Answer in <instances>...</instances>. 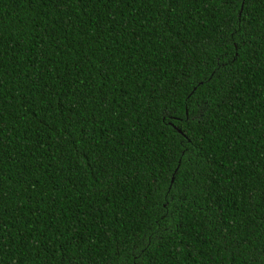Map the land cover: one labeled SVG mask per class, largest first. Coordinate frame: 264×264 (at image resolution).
<instances>
[{
	"label": "trees",
	"instance_id": "16d2710c",
	"mask_svg": "<svg viewBox=\"0 0 264 264\" xmlns=\"http://www.w3.org/2000/svg\"><path fill=\"white\" fill-rule=\"evenodd\" d=\"M0 264H264V0H0Z\"/></svg>",
	"mask_w": 264,
	"mask_h": 264
},
{
	"label": "water",
	"instance_id": "95a60500",
	"mask_svg": "<svg viewBox=\"0 0 264 264\" xmlns=\"http://www.w3.org/2000/svg\"><path fill=\"white\" fill-rule=\"evenodd\" d=\"M172 180H173V177H172Z\"/></svg>",
	"mask_w": 264,
	"mask_h": 264
}]
</instances>
